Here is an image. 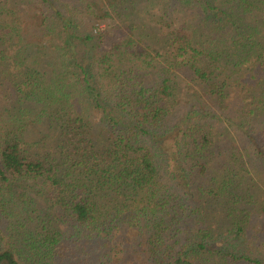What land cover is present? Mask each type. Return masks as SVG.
<instances>
[{
	"label": "trees",
	"instance_id": "obj_1",
	"mask_svg": "<svg viewBox=\"0 0 264 264\" xmlns=\"http://www.w3.org/2000/svg\"><path fill=\"white\" fill-rule=\"evenodd\" d=\"M0 264H264V0H0Z\"/></svg>",
	"mask_w": 264,
	"mask_h": 264
}]
</instances>
